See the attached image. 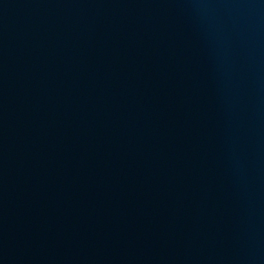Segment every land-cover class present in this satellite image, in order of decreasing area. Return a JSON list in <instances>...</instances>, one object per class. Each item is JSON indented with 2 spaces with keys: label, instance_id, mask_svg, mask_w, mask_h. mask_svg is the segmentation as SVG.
I'll use <instances>...</instances> for the list:
<instances>
[{
  "label": "bare ground",
  "instance_id": "bare-ground-1",
  "mask_svg": "<svg viewBox=\"0 0 264 264\" xmlns=\"http://www.w3.org/2000/svg\"><path fill=\"white\" fill-rule=\"evenodd\" d=\"M142 6L140 3L137 4L139 9L135 11V16L124 9H112L106 15L111 20L109 26L120 27V32L118 30L115 32L111 27L90 30L93 27L90 19H85L81 25L83 34L91 33L88 36L90 41L97 39L104 41V38H109L107 41L112 46L105 47V50H111L105 54L108 56L102 55L101 60L98 56L89 54V59L111 77L107 83L120 82V88L125 91V94L121 93L124 99L120 96L117 101L112 97L108 101H96V105L95 100L92 103H79L78 100L73 102L63 97L65 102L60 105L56 101L62 98L56 94L46 97L40 92L35 93L38 97L32 98L29 90H25L26 98L20 97V101L28 110L24 112L20 109L12 115L16 120L13 119L16 122L15 126L21 124L19 129H23L22 135L13 139L1 135V138L6 140L9 146L17 144L25 148L29 144L32 155L50 153L49 149L55 145L62 146V151L65 148L69 151L39 156L38 164L43 165L49 172L37 176L34 187L38 188L45 198L32 196V193H36L32 191L29 198L25 197L22 204L16 206L18 210L34 218L29 230L25 229L24 232L16 234L21 238L8 242L14 251L10 252L5 264H97L103 260L110 263L113 254L117 253L119 239L122 236L128 241H135L136 247L147 252L148 258H155L163 264L169 261L192 264L189 251L180 244L171 243L180 230L177 225L180 219L174 218L173 215L181 214L184 208H188L191 212H197L198 218L187 219L182 216L185 220L209 224L213 223V219L216 223L230 220L228 215L219 218L225 212L224 209H211V206L223 204V207H227L233 204L231 198H234V191L238 188L236 178L250 181L249 186L257 188L256 192L259 190L257 193L263 204L260 203V209L256 208L259 210L258 221H254L257 211L253 210V213L249 211L242 217L245 222L242 229L246 231L245 228H248L258 234L261 233L260 246L264 250V215L260 214V211L264 210V194L260 191V188H264V157L259 159V156L255 155L256 153L264 155V147L260 144L264 142V95L254 96L252 93L253 89L264 87V20L259 21L256 17L247 18L251 27L249 31L242 28L218 30L221 34L220 39H216L212 34L210 37L197 39L186 36L184 39L191 42L194 49L183 51L181 49H184L185 43L182 44V40L173 39V43L169 44L173 38L171 32L164 30L162 36V31L161 34L158 32L152 34L150 32L152 28L144 27L137 31L133 28L136 27L133 25L136 19L143 15H151L156 9L149 8L142 14ZM215 7L217 6H204ZM249 12L257 11L250 7ZM258 12L264 14V4L258 7ZM196 21L200 22L198 17ZM173 22L176 28L178 20L174 19ZM228 22L233 21L228 19ZM14 24L19 26V23ZM97 25L105 26V23L98 22ZM28 31L31 34L36 33L29 29ZM208 41L216 45L206 48ZM151 44L160 48L158 54L155 53L156 57L147 51V48L151 50L150 47H153ZM234 51L235 60H231L229 54L233 55ZM96 54L101 56L98 52ZM240 61L245 74L236 71L237 63ZM138 62H142L141 65L134 66ZM38 76L41 79V75ZM243 80L248 82V86L241 93L239 86L247 85ZM48 82L51 84H47L45 89L53 88V92H56L58 87L68 89L72 87L67 81ZM107 86L109 87L107 92V89L101 88L97 94L106 97L112 84L109 83ZM135 90L139 94H133ZM73 92L75 95L79 94L75 88ZM127 95L134 96V102L146 104L141 109L135 108V103L134 106L128 105L130 109L139 113L137 115L139 120L148 119L144 131L165 132L170 136L169 141H173L176 132L172 130L171 124L192 126L207 118L208 127L199 131H189L191 135L199 134L206 137L193 140L188 135H183L178 139L179 145L176 144L173 149L167 148L165 142L156 143L160 147H151L145 142H155L156 137L136 133L133 134V142L127 144V138L117 126L118 116L126 117L131 112L125 103L119 102L125 101ZM37 98L44 103L47 100L49 103L50 115L46 118L38 115L41 108L34 104ZM172 101L177 103L163 105ZM194 101H198L197 105ZM91 107H94L93 113L96 116H99L101 111L102 116L106 117V122L102 119L93 122L94 114L85 110ZM185 108L196 109L191 112ZM36 109L37 115L34 114ZM168 110L170 112L167 114H172L183 121L167 123L166 119H163V122L159 123L153 120L165 115L163 112ZM202 113L207 115L200 118ZM76 114H79L77 119ZM50 119L51 122L48 121ZM53 121H65L68 127L61 129L62 126H56ZM230 126L237 130H228ZM53 128L56 130L47 135L48 131L45 130ZM34 136L39 138L33 139ZM117 141L121 142V145ZM236 141H245V144L241 145L244 151L235 152L233 157L231 155L233 150L229 149L230 153H227L226 146L233 149L232 145L236 144ZM113 145L115 147L111 148ZM250 146H253L255 151L247 154ZM206 148L212 149L213 152L207 153ZM187 150L195 151L196 154L187 153ZM74 152L80 154L70 158V153ZM95 152L96 157L93 159L88 157ZM11 158L0 154V164ZM105 159L110 163L102 162ZM106 166L112 168L111 170L124 169L128 166L127 176L120 178L110 175L107 171L103 172V167ZM92 175L100 179L94 186L90 183L95 180L90 183L87 181ZM0 182L2 183L1 178ZM223 182L229 183L231 188V192H227L226 196ZM3 183L6 191L16 193L14 198H19V192L27 190L19 182L9 178H4ZM188 188H192L191 195H188V198H181L182 190ZM248 192L253 191L250 189ZM152 195L157 196L153 198ZM222 195H224L222 199H214ZM151 198L161 205L165 204L164 207L151 206ZM145 201L150 204L151 211L145 209V205L142 204ZM194 202L199 204L197 208ZM246 207H249V202H244L241 206ZM204 209L213 211H203ZM204 212L210 216L201 215ZM185 222L188 226H197L194 222ZM214 225L213 223L211 228H214ZM10 229L14 230L13 227ZM56 236L62 238L65 244L59 238L57 241ZM189 239L205 242L202 236L195 233H189ZM101 242H106L112 249L104 254V258H100L98 253L101 251L97 246ZM258 250V246H252L250 250L242 247L239 256L247 261L246 264H264V253H258ZM69 258L76 262L70 261ZM125 258L136 261L133 257ZM192 258L199 259V262L202 260L197 255H192ZM3 262L4 259H0V263Z\"/></svg>",
  "mask_w": 264,
  "mask_h": 264
},
{
  "label": "water",
  "instance_id": "water-1",
  "mask_svg": "<svg viewBox=\"0 0 264 264\" xmlns=\"http://www.w3.org/2000/svg\"><path fill=\"white\" fill-rule=\"evenodd\" d=\"M138 3H140L141 6L143 5L141 8L142 14L149 8L152 10L153 8L156 9L153 11V14H148L146 16L143 15L140 19H136L133 24L136 27L133 28L136 31L144 27L148 29L152 28L150 31L152 34L154 32L161 34L162 31V36H164V30L171 32L173 38L170 39L171 41H169V44H172V41L175 39H180L182 40V44L185 43L184 49H181L183 51L194 49L193 44L184 39L186 36L191 39H197L205 36L210 37L212 34L216 39H220L221 34L218 30L223 31L228 28H242L249 31L251 27L248 24L247 18L256 17L259 21L264 20V14L258 12V7L264 4V0H0V154L6 157H12L9 161L0 164V178L2 180V183L0 182V259H4V262L0 264H5L10 252L14 251V249L10 248L8 242L15 238H21L16 236V234L18 232H24L25 229L29 230L30 224L34 218L25 212L18 210L16 206L21 205L25 197L29 198L32 191L36 192L32 193V196L44 197L39 192V189L34 187V185H36L34 181L35 178L37 176H43L49 172L43 167V165L38 164L39 156H50L52 155V152L54 153L57 151L65 153L69 151L68 148H65L62 151V146L55 145L49 149V151H51L50 153L41 155H38V153L32 155L29 144H27L25 148H21L20 145L17 144L9 146L8 142L1 138V135H5V137L9 139L22 135L23 129H19L21 124L18 123L19 126H15L16 120L14 119V115H12L15 114V111H20V109L24 112L28 110V108L20 101V97L26 98L27 92H25V90H29L32 98L38 97L35 93L40 94V92L46 97L50 94H56L57 97L62 98L56 101L60 105L65 102L63 97L71 99L73 102L78 100L79 103H92L93 100H95V102H104L112 97L118 101L120 96L124 99L122 94H125V91L120 88L121 84L119 81L117 83L109 81L112 86L106 97L97 94V91L101 88L104 90L107 89L106 92L109 90V87L107 86L109 83H107V81L111 77H109L107 73H104L105 71L102 70L100 66L91 62L89 54L92 56H98L99 59L102 60V55L108 56L105 54H108L111 51L105 50V47L112 45L107 41L109 38H104V41H100V39L90 41L88 36L91 33L87 35L83 34L81 31L83 26L81 25L82 21L90 19L93 23V27L90 30L95 31V29L100 27L113 28V26H109L111 20H109L106 15L111 12L112 9H124L135 16V11L139 9V7H137ZM204 6L217 7L204 8ZM250 7H253L257 12H249ZM210 9L215 10L213 11ZM81 13H84V15ZM247 14H249V16H247ZM197 17L200 22L196 21ZM44 18L45 20H43ZM168 19H171V21ZM174 19L178 20V26L176 28H174ZM228 19H231L233 22L229 23ZM23 22L25 23L23 24ZM98 22L105 23V26H98ZM14 23H19V26H16ZM113 24L116 25V23ZM28 29L32 33H36L31 34ZM113 29L115 32L117 30L119 32L121 31L120 27L117 26ZM180 34L183 36H179ZM214 45L216 44L208 41L206 48ZM151 46L153 45L151 44ZM150 48L151 50L147 48V51L151 52L152 55L156 57L155 53L158 54L160 48L155 47V45ZM96 52L100 53L101 56L97 55ZM229 55L231 60H235V51L233 52V55ZM108 59L109 61L111 60L110 58ZM141 63L142 62H138L134 66L138 67ZM127 64L129 65L130 63L128 62ZM237 64L236 71L245 74V71L240 66L241 61ZM230 66L233 68L231 64ZM51 67L53 68L51 69ZM199 70L202 71L201 69ZM225 70L226 69L223 71L226 72ZM38 74L41 75V79ZM247 74L250 75V73ZM41 80L52 82L53 80L67 81L72 87L68 89L57 86L58 88H56V92H53V88L45 89V86L51 83ZM243 81L247 83V85L241 84L239 86L241 93L243 89L248 86V82L245 80ZM74 88L78 91V95L74 94ZM111 89L114 93L111 92ZM134 93L139 94L137 90H135L133 94ZM252 93L254 96L264 95V87L253 89ZM81 94L83 96H80ZM148 95L151 96L150 94ZM127 96L128 97L125 101L120 100L119 102L125 103L127 107H129L128 105H133L135 103L136 105L133 106L137 109L146 106V104L141 105L134 102V96ZM36 100L37 101L34 102V104L37 108H41V112L38 115L45 118L49 116L50 106L47 100L46 103L42 102L43 100H40L39 98ZM240 100L246 103L244 99L240 98ZM174 102L176 101L167 102L166 104L163 103V105H173ZM197 102L198 101H194V104L197 105ZM53 108L55 109L56 107L53 105ZM185 109L193 112L196 108L194 110ZM85 110H87L88 113L92 112V114H94V107L88 109L85 108ZM130 110L131 112L127 114L128 116L125 114L126 117L121 115L117 118V126L120 127V132L124 133V136L127 138V144L133 142V134L136 133L151 134V137H156L155 142H145L150 144L151 147L159 146L156 143L163 144V142H165L168 145L167 148L173 149L176 147V144L179 145L178 139L183 135H188L193 140L206 137L199 134L191 135L189 132L190 130L199 131L201 128L204 129L208 127L209 124L206 123L208 122V119L203 118L204 115H207L205 113L200 114V118L203 119L202 121H198L200 122L199 124H193L192 126H189V124H171L173 127L172 130L176 132V135H174V138L172 137L173 141H169L168 138L170 136L165 132L149 133L144 131L148 119L139 120L137 117L139 113L132 109ZM74 112L76 113V111ZM169 112V110L163 112L165 115L158 116L153 120L159 123L163 122V119H166L165 122L167 123H169L168 121H183V119H179L172 114H167ZM101 113L102 112L100 111L99 116H96L95 114L92 115L93 122L100 121L101 119L106 122V117H103V114ZM34 114L37 115V109ZM78 116L79 114H76L75 119H77ZM48 121L51 122V119ZM52 123L58 127L62 126L61 129L63 127H68L65 121H53ZM53 130L56 129L53 128L52 130L49 129L45 131H48L47 135H50V132ZM228 130L236 131L237 129L230 126ZM37 138H39V136L33 137V139ZM74 142L77 143L78 140H74ZM117 143L121 145V142L117 141ZM126 143L124 145H126ZM242 144H245V141H236V144L232 145L233 149L227 145V153H230L228 152L229 149L233 150V154L231 155L234 157L235 152H243L244 150L241 147ZM260 144L264 147V142H260ZM112 147L115 146L113 145L111 148ZM253 150L255 151V148L250 146L247 154L252 153ZM155 151L158 152L156 149ZM206 152L211 153L213 150L206 148ZM161 153H163L162 150ZM187 153L193 155L196 154L195 151L191 150H187ZM78 154L80 153H70V158L78 156ZM255 155H258L259 159H263L264 157V155L258 153ZM96 156V152L88 155V157H91L92 159ZM182 156H184V153ZM102 162L110 163L106 159ZM111 169L112 168L108 166L103 167V172L107 171L110 175L120 176V178L127 176L126 169H128V166L124 169ZM4 178L19 182V184L23 185L27 190L19 192V198H14L16 193L6 191L3 183ZM94 180L95 182L90 183ZM87 181H89L91 186H94L100 182V179H98L97 176L92 175ZM236 182L238 188L234 191V198H231L233 203L231 206L223 207V204L211 206V209H224L225 212L222 213L219 218L223 215H228L230 220L216 223V220L213 219L212 222L215 225L214 228H211L213 223L209 224L207 222L183 219L182 216L187 219L198 218V213L191 212L188 208H184L181 214L173 215L174 218L180 219V222L177 224L180 227V230L178 232L179 235L177 233L175 240L171 241V243H176L177 245L180 244L184 249L188 250L190 254L189 259L192 264H246L247 261L239 256L241 255L239 250L242 247L250 250L252 246H258L259 250L257 252L264 253V250L260 246V238L262 237V234H258L248 228H245L246 231L242 229L245 227V222H243L242 217L247 215L249 211H252V213L253 210L257 211V217L254 221H258L259 210L256 208L261 206L260 203L263 204L259 193H257L259 190L256 192L255 189L257 188L254 186L250 187V181L236 178ZM222 184L225 187L224 195L226 196L227 192H231V188L229 183L223 182ZM195 188L196 187H194V189ZM191 189L192 188L182 190L180 197L188 198V195H191ZM250 189H252V193L248 192ZM260 189L261 193L264 194V188ZM224 195L215 197L214 199H222ZM155 196L157 195H152L153 198ZM153 198L150 199L151 206L164 207L165 204L161 205V203L154 201ZM244 202H249V207L241 208ZM142 204L145 205V209L150 210L151 206L149 203L145 201L142 202ZM197 205L199 206V204H196L195 208H197ZM192 209H194V207H192ZM211 209H204L203 211H213ZM43 213L44 212H40V214ZM260 214L264 215V210L260 211ZM201 215L210 216L206 212ZM185 221L194 222L197 226H188ZM155 223L159 225L158 222ZM255 225L256 223L253 224L254 230L256 227ZM10 227H13L14 230H11ZM189 233H195L202 236L205 239V242L189 239ZM56 238L57 241L59 238V240L65 244L62 238L58 236H56ZM136 246L137 243L135 241H128L125 236H122L119 239L117 253L113 254L111 262L108 263L103 260L99 261L97 264H119L120 262H132V264H163L155 258H148L146 254L147 252L138 249ZM97 247H99L98 250L101 251L98 252L100 258H104V254L112 250L106 242H101ZM206 251L207 254H205ZM58 253L59 252H57L56 255H58ZM208 254L210 256H206ZM192 255H197L202 260L199 262V259L192 258ZM125 256L133 257L136 261H130L125 258ZM69 260L76 262V260H71L70 258ZM165 264L181 263H178L177 261H169Z\"/></svg>",
  "mask_w": 264,
  "mask_h": 264
}]
</instances>
